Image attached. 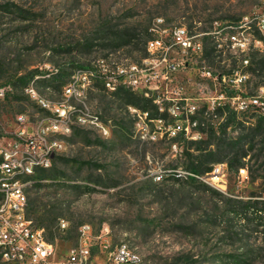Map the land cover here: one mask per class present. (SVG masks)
Listing matches in <instances>:
<instances>
[{
    "label": "rangeland",
    "instance_id": "obj_1",
    "mask_svg": "<svg viewBox=\"0 0 264 264\" xmlns=\"http://www.w3.org/2000/svg\"><path fill=\"white\" fill-rule=\"evenodd\" d=\"M261 11L264 0H0V86L11 89L0 121L11 131L21 113L31 121L45 116L25 95L24 87L8 83L33 71L39 74L28 89L33 88L46 106L63 108V90L75 71L82 73L75 79L83 86V72L99 60H105L110 71L129 63L143 65V52L105 48L100 29L112 23L122 28L155 25L157 30L158 17L164 18L161 27L183 26L201 35L205 55L199 66L213 76L242 69L246 57L250 65L244 71L249 80L243 82L242 91L257 95L263 79L253 58L260 60L264 52L251 49L240 56L226 46L223 35L215 39L207 33L220 26L230 35L229 26ZM89 45L94 47L87 49ZM177 84L188 97L201 99L200 109L209 97L232 95L222 81L204 78L197 70L180 74ZM81 88V98L70 103L101 115L92 117V124H107L112 134L82 127H73L66 136L57 134L60 152L51 167L63 173L53 184L83 188H36L39 170L35 183L26 189L34 221L40 217L39 208L49 205V218L56 220L52 232L60 257L77 245L80 227L88 224L96 233L109 227L113 242H126L143 264H231V256H244L248 264H264L262 228L253 216L243 221L237 214L238 202L264 197L262 180L254 181L247 168L230 172L225 164L216 166L221 170L224 165L219 174L191 180L186 171L188 140L153 139L155 126L144 135L137 125L139 119L109 95L116 91ZM201 113L197 118L202 123L201 140H205L211 128L220 131L226 118L212 119ZM236 118L228 129L231 137L254 122L251 114ZM61 220L69 224L67 230L59 228ZM45 231L48 236L49 230ZM98 257L99 262L105 259Z\"/></svg>",
    "mask_w": 264,
    "mask_h": 264
},
{
    "label": "built area",
    "instance_id": "obj_2",
    "mask_svg": "<svg viewBox=\"0 0 264 264\" xmlns=\"http://www.w3.org/2000/svg\"><path fill=\"white\" fill-rule=\"evenodd\" d=\"M162 20L164 18L158 17V23H162ZM242 20H248L250 30L239 37L225 35L224 27L220 29V26L207 35L215 39L223 35L226 46L240 56L246 55L251 49L264 52V42H260L264 11L245 16ZM150 33L145 65L129 63L110 71L107 62L99 60L90 67V76H83V86H75V76L81 75L75 71L63 90V108L43 107L35 91H28L27 85L24 88L25 95L43 110L45 116L31 121L27 114L21 113L17 115L15 128L11 131H6L0 121V167L14 169L27 166L28 170V166H35L36 162L53 163L54 157L60 152V142L55 139L57 134L66 136L73 131V127L93 129L97 133L100 127H107V135L112 134L109 125L92 124V117L101 115L83 111V107L70 103L75 98H81L79 87L89 88L90 91L99 81L104 83L108 93L109 88L123 87L155 100L157 109L165 118L154 119L148 113L128 107L135 113V119H141L140 131L144 135H149L150 127L155 126L153 139L160 136L169 140L183 137L188 141H200L202 123H199L197 117L201 112L203 116L212 119L218 118V110L226 109L236 115L255 113L264 117V87L252 96L242 91L243 82L249 80L244 71L250 65L246 57L242 58V69L216 77L210 70L199 66V61L205 55L200 34L192 32L188 27H183V30L167 27L165 34H157L155 25H152ZM223 46L218 45L219 48ZM191 70H197L202 77L212 81L219 79L232 95L209 97L203 101L205 107L200 109L201 99L188 97L177 84L178 76ZM10 90L7 86H0V110ZM223 168L215 172L219 174ZM26 186H5L4 177L0 179V253L13 256L14 264H143L141 256L128 254L126 242H113L109 227L104 226L96 233L88 224L80 227L77 245L60 257L57 244L48 240L45 229L27 218L28 200L23 197ZM59 228L67 230L69 224L61 220ZM100 255L105 256L101 262L98 260Z\"/></svg>",
    "mask_w": 264,
    "mask_h": 264
},
{
    "label": "trees",
    "instance_id": "obj_3",
    "mask_svg": "<svg viewBox=\"0 0 264 264\" xmlns=\"http://www.w3.org/2000/svg\"><path fill=\"white\" fill-rule=\"evenodd\" d=\"M151 26L135 27V28H122L120 25L108 23L101 27L100 33L102 37L100 40L106 42L103 44L105 48H111L114 50H120L124 48H130L131 52H143L144 58L147 57L146 46L147 42L151 38L150 33ZM94 46L89 45L87 49H91ZM207 57V55H206ZM143 58V59H144ZM253 62L260 66L262 72V87H264V55L258 61L256 57L253 58ZM39 71H33L26 75L21 76L17 80H11L8 82L14 87H26L38 77ZM94 87L98 88L100 92H105L106 89L104 83L99 81L95 83ZM111 97L119 101L122 107L128 109V107H134L144 113H148L152 118H165L157 107L153 104L151 99L145 98L130 89L119 88L115 93L109 94ZM102 98H106V94H102ZM228 110V111H226ZM226 110H218V117H225L226 122L221 126L220 131L211 128L207 133L205 140L197 142L188 141V147L186 148V155L189 159V165L186 171L190 174L189 178L193 181H199L201 178L213 173L216 166L225 164L230 172H239L241 169H248L250 175L254 181L262 180L264 183V117L258 116L255 113H251L254 120L250 127H244L237 136H229L228 129L232 127L236 122V114ZM244 126L245 123H237ZM235 132H238V127H235ZM61 173L55 166L48 170L39 171L36 175L37 182L36 188H54L65 187L72 188L74 190H81V185H55L53 181L60 178ZM175 181H180V178L173 177ZM43 181H50V183H44ZM84 189H88L85 187ZM237 213L243 221L249 220L250 216L257 221L264 235V197L260 196L255 200L249 202H238ZM49 205L45 204L38 210L40 214L39 219L36 221L27 212V218L32 220L34 224L45 230H49L48 240L54 242L55 235L52 232L55 227L56 220L49 218ZM231 264H248L243 256H231ZM0 264L2 262L0 255Z\"/></svg>",
    "mask_w": 264,
    "mask_h": 264
},
{
    "label": "bare ground",
    "instance_id": "obj_4",
    "mask_svg": "<svg viewBox=\"0 0 264 264\" xmlns=\"http://www.w3.org/2000/svg\"><path fill=\"white\" fill-rule=\"evenodd\" d=\"M162 23H163V20H162ZM162 23H158V26H157L158 29L155 30L157 34H165L167 31V27H161L160 26V25H162ZM174 28L176 30H183V26H180V27L175 26ZM228 28L230 29V31L232 30V33H230L229 37H239V36L243 35V32H248L250 30V23L248 22V20H241L237 25H231ZM237 30H238V32H236V33L233 32V31H237ZM260 37H261L260 42H264V28H261V30H260ZM145 61H146V59H145ZM145 61H144L143 65H145ZM133 64H136V63H133ZM83 76H90V70L84 71ZM78 80L79 79H75V86L81 85V84H79L80 81H78ZM117 89H119V88H109V91L115 92V91H117ZM28 91H35V90L33 88H30V89H28ZM35 96H36V98H38L36 92H35ZM152 101L156 104L155 100H152ZM42 103L45 107H50V106H46L44 101H42ZM131 113L133 114V116H135V113H133V112H131ZM94 123H96V122H94ZM137 125L139 127H141V119H139ZM100 128H101V132H103V134L107 135V129H106L107 127L106 128L100 127ZM50 167H51V163H49V162H36L35 166H28V170H27V166H20V167L14 168V169H8L6 167H0V179H2V177H4V185L5 186H14L15 184H27V186L23 190V197H24V200H28L27 195H26V189L28 186H31L35 183L34 177H35L37 171L46 170V169H49ZM219 170L220 169L216 167V169L213 172L219 171ZM214 180H219V179L217 177H215ZM0 216H1V209H0ZM127 251H128V254H130V255L138 256L134 253V251L128 245H127ZM1 256H2L3 261L6 262V264H14V257L13 256H6V253H1Z\"/></svg>",
    "mask_w": 264,
    "mask_h": 264
}]
</instances>
